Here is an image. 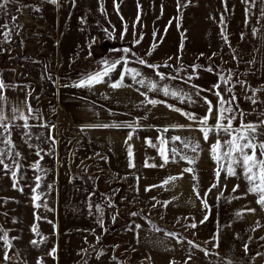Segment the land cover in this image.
Segmentation results:
<instances>
[{
  "label": "rangeland",
  "instance_id": "obj_1",
  "mask_svg": "<svg viewBox=\"0 0 264 264\" xmlns=\"http://www.w3.org/2000/svg\"><path fill=\"white\" fill-rule=\"evenodd\" d=\"M180 5L177 0H58L55 5L9 0L0 9L1 79L25 84L31 111L41 117L28 128L0 126V158L8 165L7 171L0 165V230L9 241L0 238V264H152L137 247L133 220L188 240L207 257L169 264H264V208L258 194L248 191L242 168L228 176L223 170L228 162L216 159L215 203L202 209L212 218L166 219L163 203L141 201L132 179L108 171L105 157L68 122L58 100L63 92L89 96L87 86L74 85L100 71L103 60L125 56L113 49L129 48L128 61L167 63L171 67L158 70L169 77L191 82L210 74L215 80L210 93L219 84L225 98L236 97L232 128L257 125L255 143L264 142V0H180ZM122 70L117 65L99 93L112 101L118 94L125 105V84L109 86ZM220 76L230 79L225 83ZM178 110L179 116L185 113ZM218 139L223 144L230 137L219 131ZM37 162L42 171L34 168ZM37 176L40 187L34 192ZM214 178L217 183L216 173ZM150 214L155 218H147ZM167 222L170 230L164 228ZM179 225L187 228L180 231Z\"/></svg>",
  "mask_w": 264,
  "mask_h": 264
},
{
  "label": "crops",
  "instance_id": "obj_2",
  "mask_svg": "<svg viewBox=\"0 0 264 264\" xmlns=\"http://www.w3.org/2000/svg\"><path fill=\"white\" fill-rule=\"evenodd\" d=\"M128 68L139 71L146 86L134 83L130 76L125 75L123 84L126 86L128 97L125 105L119 102L118 94L113 96V101L109 98L111 95L100 94L99 92L103 91L105 86L104 83H100L93 87H87L89 96L63 92L58 99L63 114L70 124L83 132L94 152L105 157L108 171L118 177L132 179L135 182L138 199L163 203L166 219L198 220L205 218L202 211L205 205L201 199L197 198L196 192L198 191L200 196L206 200L207 209L209 205L215 203L217 187L213 188L212 185L216 183L214 178L216 159L213 158L214 154L211 148L217 142L218 132L216 130L209 132L208 139L205 141L203 134L198 130L199 125L184 118L183 115L179 116L175 109L178 108L185 113H192L196 117L202 118L208 114L209 104L206 101H211L213 108L208 124L215 125L218 98L209 92L215 81L214 77L203 72L200 78L205 81L198 77L191 82H185L177 78L169 79L167 78L169 76L160 70H154L134 61H129ZM157 71L163 73L166 78L161 80L156 75ZM1 75L0 73V81H2ZM152 83L157 85V89L149 91ZM4 84L7 87L0 92V96H2L0 115L3 116L0 125L23 126L24 120L19 118L21 112L28 117V125L40 123L41 117L37 113L31 111L29 114L28 110L31 107L25 84L11 82H4ZM193 85L198 87H193ZM164 87L177 91L178 96L174 98L164 95L162 91ZM197 92L199 95L196 94ZM90 93H93L94 96ZM141 93H146L147 99H155L163 103H157L155 106L148 104L146 96ZM181 95L184 97L183 99L180 98ZM169 105L173 107L170 108ZM14 109L19 111L14 112ZM103 124H133L134 127H97ZM176 125L185 127H173ZM165 128L169 130L164 132ZM129 134L132 135L131 140H127ZM174 136L199 142L196 152L191 151L190 147H184L180 141H176L174 144L169 142L166 146L169 149L175 147L181 155L194 158L195 162L189 163L177 156L175 162H169L164 167H145L146 161L156 165L162 163L157 152V147L161 146L158 137L170 138ZM148 139L157 147L149 146L146 142ZM129 145H131L133 153L131 158L128 155ZM130 160L134 166H130ZM184 169H192V171L188 172ZM171 177H176V179L172 180ZM165 180L169 182L165 184ZM153 185L156 187H151V190L148 191L145 190ZM210 188L211 191H208ZM147 218L152 220L155 217L150 214L149 217L147 215ZM209 218L212 217L207 216V219ZM132 222V226L136 225L134 234L137 247L148 255L152 264H169L175 260L188 259L202 261L206 258L207 260V257L198 255L197 249L199 248L194 243L170 237L162 231H155L146 223L135 224V220ZM167 223L164 228L170 230L173 225ZM185 227L186 225H179V230H184Z\"/></svg>",
  "mask_w": 264,
  "mask_h": 264
},
{
  "label": "snow or ice",
  "instance_id": "obj_3",
  "mask_svg": "<svg viewBox=\"0 0 264 264\" xmlns=\"http://www.w3.org/2000/svg\"><path fill=\"white\" fill-rule=\"evenodd\" d=\"M9 2V0H4L3 4H0V9L5 8L6 4ZM49 3L52 4H57L58 0H48ZM244 2H247V0H244ZM177 6L178 9L181 6L180 5V0H177ZM187 6V5H185ZM117 9H118V5H117ZM39 9H37L38 11ZM103 11V9H101ZM247 11V10H246ZM262 14H264V9L261 10ZM121 19H123V17H121ZM223 21V17H221V22ZM107 31V30H105ZM127 32V25H125V29L124 32L121 34V38H123V36L126 34ZM111 35V34H109ZM142 39V37H141ZM226 39V37H225ZM137 43H139V41H137ZM113 51H122L125 56L121 57L120 59L114 60V61H108V60H103L102 64H101V69L98 72H94V73H90L88 74L86 77H84L83 79H81L77 84H75L74 86L76 87H93L96 84H100V83H105L107 82L105 78H109L110 79V73L112 71H114L117 67V65H123V70L121 72L120 78L117 81L111 82L109 84V86L113 89L119 88L124 86L123 85V81L125 78V75H128L131 77V79L133 80L134 83H138L142 86H146L145 85V81L141 76V73L139 71H137L136 69H130L128 68V59H127V55L129 53H131V49L129 48H123V49H113ZM151 54V52H149V55ZM132 55H135V53H132ZM171 59V58H169ZM137 62L145 65L146 67L152 68L154 70H158L161 67H171V65L165 63L163 65H150L147 64L146 61L143 58L137 57ZM198 67V66H196ZM195 71V68L193 69ZM209 71H211V69H208ZM156 75L160 77L161 80L165 79V75L163 73H160L159 71L156 72ZM138 77H140V79H137ZM169 79H175V77H167ZM188 80L192 79V76H189L187 78ZM220 80L224 81L225 83L228 82V80L230 79V77L226 78L224 76H220L219 77ZM7 87V85L4 84L3 81H0V92H2V90ZM193 87H198L193 85ZM214 87H216L217 91H216V96L218 98V103L220 105V107L217 109V116H216V124L215 125H209L208 124V119H209V115L212 112V102L211 101H206L209 104V108H208V114H206L204 117L202 118H198L195 116V114L192 113H182L183 115L187 116V118L190 121H193L195 123H197L199 125L198 130L203 134V138L205 141H207L208 139V135L209 132L216 130L217 132L219 131H223L226 135H228L230 137V139L225 140L223 142V144L221 143V141L219 139H217V142L215 145L212 146L211 151L213 152V158L217 159L219 162V159H225L228 163H227V167L225 169H223L226 174L228 176H234L236 175V171H235V167L238 166L240 168L243 169V175L245 177V179L249 182V189L248 191L250 193H256L259 196V199L257 201L258 204H260V206L262 208H264V142L260 143L259 145H257L255 143L256 140V133H257V125H254L252 123H248V124H241L240 128L238 129H233L232 128V121L236 118L235 115L233 114V108L232 105L236 100L235 96H231L229 98H225V96L223 95V93L220 91V85L217 84ZM157 89V85L155 83H152L149 87V91L151 90H155ZM227 91H231L230 88L226 89ZM164 95L166 96H172V97H177L178 96V92L177 91H173L170 90L168 87H164L162 89ZM142 95L146 96V93H141ZM197 95H199V92L196 93ZM181 99H183L184 97L181 95L180 96ZM0 99H2V96H0ZM147 99V96H146ZM188 99H190V97H188ZM147 103L151 104L153 106H155L157 103H163L162 101H157L155 99H147ZM253 103H255V100H253ZM225 105H227V107H225ZM170 108H172L173 106L169 105ZM177 111H180L178 109H176ZM15 111H19L18 109H14ZM29 114L31 113V108H29ZM241 115H243V113H241ZM20 119L24 120V127L28 128L29 125L27 123L28 117L24 116V114L21 112ZM3 119V116L0 115V120ZM224 121H227V123H224ZM261 125H264V121L261 122ZM0 126H4V125H0ZM6 127V126H4ZM97 127H102V128H109V127H127V128H133L134 125L133 124H103V125H98ZM173 127H177V128H183L185 127L184 125H176ZM169 129L165 128L163 129L164 132H167ZM132 139V135L129 134V136L127 137V140H131ZM159 141H160V147H157V145L155 143H153L150 139H148L146 142L149 144V146L151 147H157V152L158 155L161 157L162 163L159 165L156 164H149L147 161L145 162V167H164L165 165H167L169 162H175L176 161V157L179 156L181 160H186L189 163H194L195 160L194 158H190L186 155H181V153L175 148H167L166 146L168 145L169 142H172L173 144L176 141H180L184 147L188 148L190 147L191 151L196 152L197 149L199 148V142L198 141H193L191 139H187V138H182L180 136H174V137H170V138H164V137H158ZM126 140V143H127ZM53 143H55V141L53 140ZM259 148V156H257L256 154V149ZM223 149V151L219 152V155L217 156V151ZM248 149H251V152L248 151ZM43 151V150H41ZM170 153V155H169ZM37 156L40 157V159H43V157L41 156L40 152L38 151ZM16 155H19V153H17ZM128 155L131 158L133 153H132V149H131V145L128 146ZM4 156V152L0 151V157ZM0 165L4 166V169L7 171L8 170V165L5 164L4 160L2 158H0ZM130 166H134L131 163L130 160ZM34 168L37 171H42V169H40V165L37 162L34 165ZM184 171H192V169H184ZM219 174H220V169H217L216 172V176H217V183H214L212 185V187H217L218 186V180H219ZM13 177H15L16 173L15 171L12 172ZM170 179L175 180L176 177H171ZM36 184L35 187L33 188V191L35 192L37 188L40 187V177L37 176L36 177ZM169 181L165 180L164 183L167 184ZM14 187H15V183H14ZM50 187V186H49ZM151 187H156V185L150 186L149 188H146L145 190H151ZM239 185H237L236 187L233 188V192H235L238 189ZM195 191V189H194ZM211 191V188L208 190ZM197 198L201 199L202 202L204 203L205 207H207L206 204V200H204V198H202L200 196V193L197 191L196 192ZM222 195V193H221ZM38 199V196H33V200ZM40 205H36V207H39ZM97 211H101L99 209V207H97ZM248 211L250 212H254L255 209H248ZM133 215H135V213H133ZM37 219H39V217H37ZM115 219V217L113 218ZM205 219H207V216L205 217ZM203 223V221H201ZM98 223L101 225V227H103V219H99ZM192 227H195L196 225L193 224L191 225ZM139 227V226H137ZM32 231L34 232V234L36 235H40V233L37 231L36 227L33 226ZM0 238L4 239L5 243H9L8 238H7V232H4L2 230H0ZM33 245L36 244L35 240L30 241ZM245 251H247V248H245ZM52 252H55V249L52 250ZM51 254V253H50ZM207 254V253H206ZM4 259L7 260L9 259L8 255L5 254ZM39 264V262H38Z\"/></svg>",
  "mask_w": 264,
  "mask_h": 264
},
{
  "label": "bare ground",
  "instance_id": "obj_4",
  "mask_svg": "<svg viewBox=\"0 0 264 264\" xmlns=\"http://www.w3.org/2000/svg\"><path fill=\"white\" fill-rule=\"evenodd\" d=\"M23 20H24V21H27V22H32V21H30V20L28 19V17H24Z\"/></svg>",
  "mask_w": 264,
  "mask_h": 264
}]
</instances>
